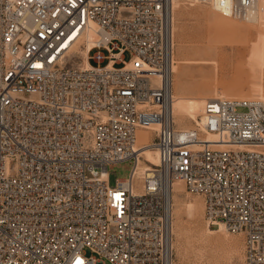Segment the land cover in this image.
Instances as JSON below:
<instances>
[{
  "label": "built area",
  "instance_id": "1",
  "mask_svg": "<svg viewBox=\"0 0 264 264\" xmlns=\"http://www.w3.org/2000/svg\"><path fill=\"white\" fill-rule=\"evenodd\" d=\"M177 1L245 19L261 0H0V264H176L178 181L264 264V99L207 98L177 126ZM139 129L159 162L135 184Z\"/></svg>",
  "mask_w": 264,
  "mask_h": 264
},
{
  "label": "rangeland",
  "instance_id": "2",
  "mask_svg": "<svg viewBox=\"0 0 264 264\" xmlns=\"http://www.w3.org/2000/svg\"><path fill=\"white\" fill-rule=\"evenodd\" d=\"M173 38L174 65H178L174 92L185 97V106L197 119L207 98L264 99V0L259 3L256 22L226 16L203 3L180 1L174 12ZM101 51L108 54L106 49ZM78 56L74 54V61ZM130 57L129 52L125 53L126 60ZM90 62L94 64L93 60ZM176 123L182 128H194L196 120L187 114ZM139 130L142 141L147 140V131ZM149 133L153 135L152 131ZM133 166V160H126L110 167L111 185L116 179L129 177ZM177 183L176 195L183 205L173 214L176 264H244L243 234L223 228L209 233L202 196L188 192L182 181ZM193 201L196 205L191 204Z\"/></svg>",
  "mask_w": 264,
  "mask_h": 264
},
{
  "label": "bare ground",
  "instance_id": "3",
  "mask_svg": "<svg viewBox=\"0 0 264 264\" xmlns=\"http://www.w3.org/2000/svg\"><path fill=\"white\" fill-rule=\"evenodd\" d=\"M179 6H180V1H177L176 5H175V8H177ZM258 16H259V5L257 7H255L252 11H249V13L246 16L245 20L248 21V22H256V20L258 19ZM93 35H94V30H90L88 32V35H87L88 36V41L86 43V47L85 48L79 47L77 49V47H78L77 45L78 44L75 45L76 49L78 50L77 51V53L79 54L78 57L84 56L85 62H88L87 59H86L87 52L93 46ZM177 70H178V65L176 64V65H174V72L177 71ZM173 91H174V88H173ZM174 96L175 97H174V101H173V110H174V120H175V122L182 120V118L185 117L188 114L191 118H194L196 120V124L194 126L195 127L200 126L202 124L201 120L204 119V116L200 115V118L197 119L196 115L191 113L187 109V107L185 106V104H184V98L185 97H183V95H181L180 93L178 94L176 92H174ZM230 98H235V97H230ZM240 98H259V97H240ZM180 128H182V127H180ZM184 129H191V128H184ZM146 131L147 132H146L145 137L147 138V140H145V141H142V139L140 138V134H141L142 131L141 130L138 131V140H137V142H138V145H141L143 147L142 148V150H143V152H142L143 158L140 159L139 164H138V166H137V168L135 170V173H134L133 182L134 183L136 182V184L140 183L143 180L144 175L146 174V170H147V168H148V166L150 164H157L159 162L158 151L152 145L153 144L152 143L153 139H152V136L149 133L151 130H146ZM208 136L211 137V135H208ZM198 149L199 148L194 147L192 149V151L196 152V151H198ZM178 185H179V183L175 182L174 183V187H173V191H172V230H173V214L175 213V210L178 211L179 207L183 205V201H181V199L176 195V189H177ZM191 204L192 205H196V202L193 201V202H191ZM208 224L209 225H207L206 230L209 233H215V232L219 231V229H221V228L225 229L224 226L221 223H217V224L213 225V226H216V227H212V225L210 223H208Z\"/></svg>",
  "mask_w": 264,
  "mask_h": 264
}]
</instances>
